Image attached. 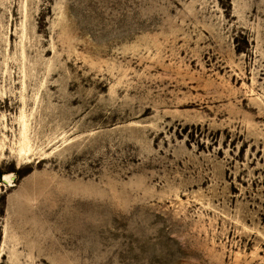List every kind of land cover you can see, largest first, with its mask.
I'll list each match as a JSON object with an SVG mask.
<instances>
[{"label": "rangeland", "instance_id": "rangeland-1", "mask_svg": "<svg viewBox=\"0 0 264 264\" xmlns=\"http://www.w3.org/2000/svg\"><path fill=\"white\" fill-rule=\"evenodd\" d=\"M0 264H264V0H0Z\"/></svg>", "mask_w": 264, "mask_h": 264}, {"label": "bare ground", "instance_id": "bare-ground-1", "mask_svg": "<svg viewBox=\"0 0 264 264\" xmlns=\"http://www.w3.org/2000/svg\"><path fill=\"white\" fill-rule=\"evenodd\" d=\"M27 126V125H26ZM22 130H25V125H23L22 126ZM26 133V132H25ZM23 149V148H22ZM24 150V149H23ZM22 151V150H21ZM20 151V152H21ZM21 153H23V152H21ZM25 153H26V151H25ZM28 153V152H27ZM12 179H13V176L12 175H10V176H4V178H3V182H5V183H7L8 185H10L11 184V182H12Z\"/></svg>", "mask_w": 264, "mask_h": 264}]
</instances>
